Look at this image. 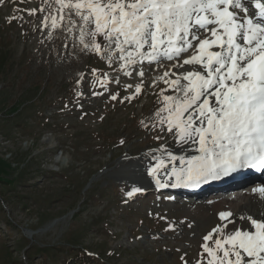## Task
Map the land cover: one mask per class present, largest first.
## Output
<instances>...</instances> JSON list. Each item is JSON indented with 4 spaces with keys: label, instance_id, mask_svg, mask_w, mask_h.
I'll use <instances>...</instances> for the list:
<instances>
[{
    "label": "rangeland",
    "instance_id": "rangeland-1",
    "mask_svg": "<svg viewBox=\"0 0 264 264\" xmlns=\"http://www.w3.org/2000/svg\"><path fill=\"white\" fill-rule=\"evenodd\" d=\"M55 4L0 0V264H181L184 253L194 264L203 237L223 222L197 227L182 200L162 189L129 197L114 175L122 159L138 166L156 147L157 133L139 122L166 85L150 87L153 69L131 103L93 96L103 89L90 88L92 68L118 74L95 56L77 59L71 34L44 26L49 8L60 24ZM121 86L111 85L121 98L131 93Z\"/></svg>",
    "mask_w": 264,
    "mask_h": 264
},
{
    "label": "snow or ice",
    "instance_id": "snow-or-ice-1",
    "mask_svg": "<svg viewBox=\"0 0 264 264\" xmlns=\"http://www.w3.org/2000/svg\"><path fill=\"white\" fill-rule=\"evenodd\" d=\"M51 7L61 14L60 24L51 8L42 22L71 34L72 55L95 56L118 74L92 68L90 88L103 89L93 96L107 93L111 101L131 103L144 91L146 72H159L150 87L166 85L161 106L139 122L157 133L153 139L171 134L175 142L145 153L157 190L197 189L246 169L264 173V0H56ZM121 73L139 82L121 86ZM85 75L79 74L78 85ZM112 84L132 91L121 98ZM142 191L133 187L127 195ZM252 191L264 200V186ZM233 216L218 213L223 223L203 237L194 264H264V219L240 215L236 219L250 223L242 229ZM175 230L172 223L166 229ZM186 255L181 264H189Z\"/></svg>",
    "mask_w": 264,
    "mask_h": 264
},
{
    "label": "bare ground",
    "instance_id": "bare-ground-1",
    "mask_svg": "<svg viewBox=\"0 0 264 264\" xmlns=\"http://www.w3.org/2000/svg\"><path fill=\"white\" fill-rule=\"evenodd\" d=\"M158 74L159 72L157 71L154 74V76ZM165 94L171 95L170 92H167ZM161 99L162 98H160V100ZM157 104H158L157 106V110H158V108L161 105L159 102ZM153 114H151V117L153 116ZM174 143L175 142L172 141L171 139V134H167V139L159 140L155 148H159L163 144H167L170 148H173ZM136 163H138V166L137 165L131 166V160L125 158L122 159L114 169V175L116 178L118 177L117 178L118 181H120L121 183L127 186L126 193L132 191L133 187H140L146 190L139 193H144V192L149 193L152 191L153 192L156 191L157 189L155 188L154 183L152 182L151 178L147 176L146 173L145 165L147 161L145 159V153L138 158ZM109 175L110 174L105 173L104 176H109ZM162 190L166 192V188ZM229 202H232L233 204L230 205L231 203L225 204L226 202L217 201L213 205H210L211 204L210 201L204 203H194V202H187L186 200L182 201L181 203H183L186 209H189V212L191 215H193L197 227H202L203 225L207 224L209 221H214V222L218 221L219 220L218 213L224 210H230L234 213V216L229 219H236L240 215H244L246 217L250 215L258 220L264 219V200L259 198V194L252 195V197L250 198L232 200ZM199 217L203 218L201 224L199 223L200 222ZM236 225L240 226L242 229H247L250 227V223L247 220L241 222L238 219H236ZM233 227L234 226L232 224L228 225L229 230H231Z\"/></svg>",
    "mask_w": 264,
    "mask_h": 264
},
{
    "label": "trees",
    "instance_id": "trees-1",
    "mask_svg": "<svg viewBox=\"0 0 264 264\" xmlns=\"http://www.w3.org/2000/svg\"><path fill=\"white\" fill-rule=\"evenodd\" d=\"M82 254H84V253H82Z\"/></svg>",
    "mask_w": 264,
    "mask_h": 264
}]
</instances>
